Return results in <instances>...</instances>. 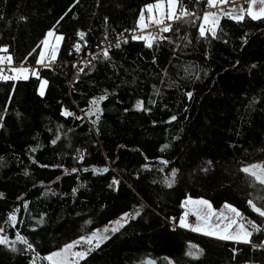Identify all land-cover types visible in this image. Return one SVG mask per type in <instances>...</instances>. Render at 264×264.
<instances>
[{"label":"trees","instance_id":"trees-1","mask_svg":"<svg viewBox=\"0 0 264 264\" xmlns=\"http://www.w3.org/2000/svg\"><path fill=\"white\" fill-rule=\"evenodd\" d=\"M158 1L0 0V58L30 68L26 80L0 79V229L10 239L0 264H49L47 254L124 214L76 264H264V231L241 245L170 226L192 197L264 228L248 204L264 209V185L241 171L264 165V18L223 15L215 37H201L206 0H178L177 13L192 15L168 22L152 47L130 39L72 77L76 60L105 35L140 28ZM50 31L63 37L56 59L38 64Z\"/></svg>","mask_w":264,"mask_h":264},{"label":"snow or ice","instance_id":"snow-or-ice-1","mask_svg":"<svg viewBox=\"0 0 264 264\" xmlns=\"http://www.w3.org/2000/svg\"><path fill=\"white\" fill-rule=\"evenodd\" d=\"M167 2V6H168V12L166 14L162 13L163 18L161 19H156L153 15H152V10L153 8L156 9H161L162 8V4L161 3H157L155 5H148L147 6V11L149 13V17H148V21L149 23L155 24L157 26L160 25H164L163 27L160 28L161 32H169L171 31V24H165V19L168 21H175V20H179L184 16L187 15H192L191 13H189L187 10H181L179 12V14L177 13V4H178V0H166ZM230 0H206L207 6L210 8H214V7H218L221 5H225L227 3H229ZM257 2V0H248L249 3V7L247 9L241 8L239 13L236 12L235 9L232 10H227V11H222L221 14L227 16L230 19H235L237 21H242L244 19V15L245 12L247 13L248 16H250L252 19H261L264 18V7H261L259 9V12H254L252 5H254ZM259 3L261 5H264V0H259ZM140 23L138 25V27H140L142 30L148 27V24L145 23V16L144 13L142 12L140 15ZM219 19L220 17L217 15V13L214 12H206L204 14V16L202 17L203 20V24H201L199 26V33L201 37L205 36L206 31H211V34L213 37H215L216 33H215V27L218 26L219 24ZM209 22H211L213 24V28L211 30L206 29L204 27V25L208 24ZM81 39H83L84 34L80 33L79 34ZM48 36L51 37L53 36V32H49ZM63 37L62 36H57L56 40L57 42H59L60 40H62ZM133 39H142L146 41V46L147 47H152V41L155 39V37L152 36H148V37H144V36H135L133 37ZM127 42V41H125ZM43 44L45 45V47L48 46V40L46 39L45 41H43ZM116 47H119V44L115 45ZM76 50L79 51V45L76 46ZM0 51H7V49H0ZM56 53H57V49L55 47L52 48L51 50V54H50V62H54L56 59ZM104 56L105 58H107V50H105L104 52ZM7 61L10 63L12 60L11 56H8ZM45 60V53L41 52L40 53V59L37 61L38 64H43ZM4 63V58H0V64ZM47 66V65H45ZM11 71H13L14 73H16V75L13 76H6L2 74V70H0V79L2 80H17V79H27V73L29 72V69L27 68H14L11 69ZM33 75H38L35 71L32 72ZM47 83V81H42L41 83V92L40 94L43 95V86ZM189 97H191V93L188 94ZM103 99V97L101 98ZM97 101H92V104H96ZM137 107H141V105L138 103ZM64 115H71V113H63ZM176 117L173 116L172 120H175ZM53 143H55V141H53ZM165 148L167 147V145L164 146ZM166 163V162H165ZM102 171H107V169H104ZM241 171L245 174H247L248 176H251L252 178H254V180L256 182H258L261 185H264V165H251L249 167H245L242 168ZM175 176V170L173 171V177ZM113 183H117L116 181H113ZM172 186V182L169 181L168 182V187ZM75 191V190H74ZM185 203L187 204H199V205H203L205 206L208 211L206 214L201 215L199 212L196 213L197 216V220H203L204 222V230L202 229L199 225H197L196 227H192L191 230L192 231H204L205 235H213L216 236L218 239L221 240H233L236 241L238 243H250L251 240V236L253 235V232H261L264 231V228H262L260 225H257L254 221H248L247 223L251 226L252 231H249L248 228L245 227V225L243 223H239L237 218L243 219L242 214L234 207L225 204L224 207L226 209H228V211L230 213L233 214L232 218H229L227 216H225L223 213H220L219 216H217V213L212 211V207L211 204H209L208 201L206 200H198V201H192L191 199H188L187 201H185ZM249 206L252 208V210L257 213L260 217L264 218V209H261L260 207H258L252 200L248 201ZM130 214H125V216L121 217V220H127L128 216ZM135 215H139V211H137L135 213ZM188 213H185L183 217H181L180 219V226L181 227H191L187 221H186V217H187ZM213 216H217V219H221V220H228V223L224 225V227L220 230V232L218 233L216 231V229L220 228V224H216L215 226H210V221L211 218ZM134 218V217H133ZM9 221L12 222L13 226H15V221H16V216L12 215L9 217ZM116 225H118V227H113L111 229V231L113 233H115L116 231L119 230V227H122L123 224L121 223L120 220L115 222ZM236 227V231L233 234V232L231 231L233 229V227ZM109 229H105L104 231H108ZM0 232H3V229H0ZM108 239L107 236H101L99 233H93L91 236L88 237H81L80 240H77L71 244H68L65 246L63 252L66 253L68 251H70L72 248L78 246L81 243H85L88 244L90 247L87 249L86 252H75L73 253L74 256L78 257L79 259H84L86 258V256L93 251L94 248H99L100 243L103 242V240ZM16 240L19 241L20 243L23 244H28V241L22 237L21 235H19V233H17L16 236ZM93 241H96L95 244H93ZM7 238L5 236H0V244H7ZM15 243V241L13 242ZM28 247L31 248V245L28 244ZM13 250L15 251V249L13 248ZM62 253L61 252H57V253H53L52 255L45 257V259L49 260L52 262V264H58L57 260L54 258H58L61 257Z\"/></svg>","mask_w":264,"mask_h":264},{"label":"rangeland","instance_id":"rangeland-1","mask_svg":"<svg viewBox=\"0 0 264 264\" xmlns=\"http://www.w3.org/2000/svg\"><path fill=\"white\" fill-rule=\"evenodd\" d=\"M157 3H161L163 6H162L161 9L153 8V10H152V15H153L156 19H161V18H163L162 13H163V14H166V13L168 12V6H167V2H166V0H160V1L156 2V3H154L153 5H155V4H157ZM221 6H222V5H221ZM248 7H249V3L247 2V8H248ZM261 7H264V5H261V4L259 3V0H257V2H256L254 5H252V8H253V11H254V12H259V9H260ZM247 8H246V9H247ZM227 10H232V9L229 8L228 6H224V7H222L218 12H215V11H213V12H214V13H217V15H218L219 17H221V16H223V15L221 14V12H222V11H227ZM235 10H236L237 13H239V11H240L239 8H237V9H235ZM146 14H147L148 17H149V13H148V11H147V8H146ZM204 14H205V13H204ZM204 14L202 15V17L204 16ZM245 15L248 16L246 12H245ZM248 17H250V16H248ZM250 18H251V17H250ZM144 22L148 24V27L145 28L146 30H149L151 27H156V26H157V25H155V24H152V23L146 22V20H145ZM167 22H171V21H168V20L165 19V24H166ZM139 23H140V19H139ZM139 23H138V24H139ZM201 24H203V20H202V18H201ZM201 24H200V25H201ZM163 26H164V25H160V26H157V27H159V29H160V28L163 27ZM204 27H205L206 29H210V30H211V29L213 28V24H212L211 22H209L208 24L204 25ZM215 28H216V27H215ZM160 32H161V31H160ZM160 32H159V33H160ZM48 33H49V32H48ZM48 33H47V35L45 36V38H44V40H43V41H45L46 39L48 40V46L45 47V45H44L43 42H42V44H41L42 47H41V50H40V53H41V52H44V53H45V57H47V56H49V55L51 54V50H52L53 47H55V48L58 50V48H59V46H60L59 43H61V40H60L59 42H57V40H56V37H57V36H60V35H55V34L53 33V36L49 37V36H48ZM159 33H158L156 36H158ZM156 36H155V37H156ZM147 37H148V36H147ZM38 58L40 59V54H39ZM13 69H14V68H13ZM10 72L12 73V76H13V75H16V73H14L13 71H10ZM29 75H30V68H29V72L27 73V77H28ZM25 80H26V79H25ZM42 81H45V80H41V83H42ZM41 83H39V84H40V86H39V94H40V92H41ZM45 88H46V84L43 86V93H44ZM93 106H94V105H93ZM93 106H92V107H93ZM92 107H91V112L94 113L95 111H94V109H93ZM94 107H95V106H94ZM88 109H90V108H88ZM88 111H89V110H88ZM188 199H191L192 201L206 200V199H203V198H192V197H187V198L184 200V204L186 205V208H183V212L181 213L180 218L177 219V220H178V221H177V222H178V227H181V226H180V219H181V217H183L185 213H188L190 216H193V217L196 218V225H195L194 227H196L197 225H199L202 229H204V222H203V220H199V221L197 220L196 213L199 212L201 215H204V214L207 213L208 209H207L205 206H203V205L194 204V203H193V204H187V203H185V201H187ZM206 201H207V200H206ZM208 202H209V201H208ZM209 204H210V202H209ZM211 207H212V205H211ZM212 211L215 212V213H217V216H219L220 213H223L225 216H227V217H229V218H232V217H233V214L230 213V212L228 211V209H226L224 206H223L221 209H219V210H216L215 208H212ZM123 216H125V214H124V215H121V216L118 217L117 219L111 221L109 224H106L105 226H102V227L98 228V229H97L96 231H94L93 233H99L101 236H107L108 238L111 237V235L113 234V232L111 231V229H112L113 227H118V225H116L115 222L118 221V220H120L121 223L124 224V223H126V221L128 220V218H127V220H121V217H123ZM217 216H213V217L211 218L210 226H215L216 224H220V228H219V229H216V231L219 233L220 230L224 227V225L228 223V220L217 219ZM238 219H239V218H237V220H238ZM238 222H239V223H242L240 220H238ZM244 225H245L246 228H248L249 231H251V228L249 227V225H248L247 223L244 224ZM181 228H183V227H181ZM105 229H109V230L105 232V231H104ZM204 230H207V229H204ZM231 231H232L233 234H234L235 231H236V227L234 226L233 229H232ZM93 233H90V234H87V235H84V236H81V237H88V236H91ZM193 233L198 234V235H200V236L203 235V236H205V237L213 238V239H215V240H220V241H224V242H228V243H229V242L238 243V242L233 241V240H221V239H218L216 236H213V235H205V234H204V231H193ZM0 236H5V237L7 238V241H8V242L10 241V239H8V236L6 235L5 232H1V233H0ZM81 237H80V238H81ZM80 238H77V239H75L74 241H72V242H70V243H68V244H71V243H73V242H75V241H77V240H80ZM106 240H107V239H106ZM106 240H103V242L106 241ZM103 242H102V243H103ZM95 243H96V241H93V244H95ZM68 244H66V245H68ZM100 244H101V243H100ZM240 244L242 245V244H245V243H240ZM66 245H65V246H66ZM7 246L10 247V244L7 243ZM65 246H63L62 248H60V249H58V250H56V251H54V252H52V253L47 254L45 257H48V256L52 255L53 253L61 252V253H62V256H61V257L54 258V259L57 260L58 264H76V263L79 262L81 259H79L78 257L74 256L73 253H75V252H86L87 249L90 247L88 244L81 243V244H79L78 246L72 248L70 251L64 253L63 250H64ZM45 257H44V260H45L46 262H48L49 264H52V262L49 261V260H47V259H45Z\"/></svg>","mask_w":264,"mask_h":264},{"label":"built area","instance_id":"built-area-1","mask_svg":"<svg viewBox=\"0 0 264 264\" xmlns=\"http://www.w3.org/2000/svg\"><path fill=\"white\" fill-rule=\"evenodd\" d=\"M247 2H248V0H230L229 3L222 5V6H218V7H214V8L207 7V10L205 12H213V11L217 12L224 6H228L231 9H237V8L246 9L247 8ZM166 24H169V23L167 22ZM159 31H160V29L157 26L151 27L149 30H146V29L142 30L141 28H137V26H136V27H133L131 32H121L120 34H117L114 37H111L109 35H105V37L103 38V42H101L100 46L95 47L93 50L87 52L86 55H83V57H81L80 59L75 61V63H74V74L72 77H74L75 74H77L79 72L80 69H78V68L81 65L83 66L85 64L91 63L97 57V55H104L105 50H107V53H108L110 50L117 48L115 46L116 44H119L121 46L123 43H125V41H129L130 39H133V37H135V36H144V37L152 36V37H155ZM20 67H23V66H19L18 68H20ZM13 68H14V66L8 62H4L3 64H0V70L13 69ZM23 68H25V67H23ZM182 208H186V205L182 204ZM177 221L178 220L176 218H171L170 219V226L172 228L178 227ZM186 221L191 227H183V229L188 231V232H193L191 230V228L196 225V218L193 216L187 215Z\"/></svg>","mask_w":264,"mask_h":264},{"label":"water","instance_id":"water-1","mask_svg":"<svg viewBox=\"0 0 264 264\" xmlns=\"http://www.w3.org/2000/svg\"><path fill=\"white\" fill-rule=\"evenodd\" d=\"M144 264H156V263L154 262V260L148 258L145 260Z\"/></svg>","mask_w":264,"mask_h":264},{"label":"crops","instance_id":"crops-1","mask_svg":"<svg viewBox=\"0 0 264 264\" xmlns=\"http://www.w3.org/2000/svg\"><path fill=\"white\" fill-rule=\"evenodd\" d=\"M144 16H145V20H146V22H149L148 21V15L146 14V11H145V13H144ZM189 215V214H188Z\"/></svg>","mask_w":264,"mask_h":264}]
</instances>
